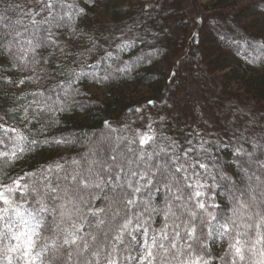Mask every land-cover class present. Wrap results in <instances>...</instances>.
I'll list each match as a JSON object with an SVG mask.
<instances>
[{"label": "snow or ice", "instance_id": "1", "mask_svg": "<svg viewBox=\"0 0 264 264\" xmlns=\"http://www.w3.org/2000/svg\"><path fill=\"white\" fill-rule=\"evenodd\" d=\"M15 9L23 18L14 22L0 13V57L11 55L21 68L54 64V52L47 58L41 53L57 47L54 29L73 21L74 5L35 0V10L9 5L4 11ZM120 39L115 45L120 51L135 43ZM259 47L264 49V42ZM96 48L93 41L88 51ZM104 51L101 60L113 58L112 51ZM144 59L138 56L136 62ZM41 73L51 79L64 74L34 70L38 79ZM89 77L95 83L110 79L70 69L65 80L45 89L46 97L45 91L31 93L44 99H33L23 116L16 112L10 117L22 127L0 123V145L7 149L0 150V264H264V125L255 118L243 127L229 122L227 142L200 129H180L174 138L158 133L154 121L141 130L104 120L99 132L85 133L83 139L36 137L28 125L61 123L55 114L78 103L79 88L73 85ZM76 143L87 147L78 158L37 163L34 170L29 165L12 176L27 156ZM225 148L231 151L233 174L225 167ZM217 241L226 245L219 257L213 251Z\"/></svg>", "mask_w": 264, "mask_h": 264}, {"label": "trees", "instance_id": "2", "mask_svg": "<svg viewBox=\"0 0 264 264\" xmlns=\"http://www.w3.org/2000/svg\"><path fill=\"white\" fill-rule=\"evenodd\" d=\"M105 1L65 0L74 5L73 21L65 28L54 29L57 47H49L41 53L47 58L54 52V64L45 62L36 66L29 63L27 67L21 68L11 55L7 59L0 57V68L3 69L0 71V123L22 127L18 120L13 121L10 117L16 112L23 116L22 109L33 99H44L33 97L31 93L45 91L58 81L65 80L69 70L74 69L77 73L83 70L100 77L108 75L110 79L100 83H95L91 77L77 81L73 87L79 88V94L75 96L78 103L65 113L55 114L61 123L51 127L43 122L28 125L41 140L62 137L71 140L77 136L83 139L85 133L91 135L92 132H99L104 120L113 121V127H116L124 123L125 116L133 118V114L141 115L143 111L146 112L143 119L134 122V127L129 125L130 128L142 127L141 130H146L147 124L154 121L153 127L158 133L163 132L174 138L181 135L180 129L184 132L200 129L202 132L218 133L227 142L231 132L225 134L224 128L229 122H233L232 127L237 124L243 127L255 118L258 125H264V49L259 47L264 42V0H257L245 7L241 16H238L240 10L237 16L236 13L232 15L218 11L225 8L227 0H214L207 5L206 11L214 13L202 15L200 22L215 28L213 35L203 36L199 31L201 42L198 39L197 55L186 54L190 19L185 0H136L133 4L120 3L118 0ZM9 5H19L25 11L29 7L35 10V0H0V13L8 15L11 22L23 17L19 9L5 12ZM79 9H83V13L75 15ZM102 10L108 12V19L100 17ZM253 14L249 22L238 19ZM24 19L27 23V19ZM73 29L76 30L75 35L72 34ZM113 36L116 37L114 41L111 40ZM121 36L124 40H135V43L120 51L115 45L121 42ZM244 38H247V43ZM93 41L97 48L95 52H89ZM105 49L113 52L112 59L101 60ZM117 55L119 59H116ZM138 56L145 57L143 62H136ZM199 61L201 63L197 64ZM193 62L197 63L193 66ZM89 64L93 67H87ZM125 65L129 66L127 71H117ZM38 67L49 71L55 69L64 74L51 79L41 73L38 79L34 74ZM198 69L200 72L195 71ZM188 70L194 74L197 72V79L191 78ZM173 72L175 77H172ZM178 74L180 80L176 84L173 78H178ZM27 77H31V81ZM21 79L26 80L21 85L27 86L22 91L19 90ZM9 80L12 82L9 83ZM14 82L18 83V87L11 89ZM129 84L146 86L148 98L129 102L123 93L115 90L117 86ZM91 86L109 87L110 92L105 98H100L90 91ZM192 88L203 100L201 104L204 112L199 118L192 117L191 108L185 101L190 97L185 91L188 89L190 92ZM47 95L49 93L45 91V97ZM79 104L84 107H79ZM160 117L165 119L161 121ZM205 121L208 123L205 124ZM41 128L43 131L37 132ZM0 150L7 149L0 145ZM86 151L87 147L80 143L45 148L42 154L27 156L24 164H17V171L12 172V176L19 175L22 167L27 170L31 165L34 170L37 163L53 162L61 157L70 160ZM222 156L227 171L233 174L234 169L228 166L232 159L231 151L225 148ZM217 202L222 203L224 208L228 207L222 197H218ZM159 220L158 217L157 228L160 226ZM225 247L217 241L213 245L215 255L219 257Z\"/></svg>", "mask_w": 264, "mask_h": 264}, {"label": "rangeland", "instance_id": "3", "mask_svg": "<svg viewBox=\"0 0 264 264\" xmlns=\"http://www.w3.org/2000/svg\"><path fill=\"white\" fill-rule=\"evenodd\" d=\"M109 1L110 0H106L105 2L107 3ZM118 1L120 3L121 2H124V3L128 2L129 3L130 2V4L131 3L133 4L136 0H118ZM213 1L214 0H185V4L187 6L186 9L188 11V15H189V19H190V26H189V31H188L189 41L187 43L188 47L186 50V54L187 53H190L189 55H192V54L197 55L198 54V51L196 48L198 45L197 41H198V39H199V41L201 40L199 38V35H198L199 31H201L203 36H204V34L213 35L215 27H212L210 25H206V23L202 24L200 22V18L202 15H204V14L210 15V14L214 13V12L212 13V12L206 11V6L212 4ZM256 1L257 0H227L225 2V8L218 9V11L223 12V13H230L232 15H235V13H236V16H237V14L239 13V10H240V13L238 16H241V15H243L244 8L247 6L253 5V3H256ZM99 15L102 19H104V18L108 19V16H109L108 12L105 10L100 11ZM254 15L255 14L250 15V16L246 15V16H248L247 18H243L244 16H242V17H239L238 19L240 21H241V19L242 20L244 19V22H249V20L253 19L252 16H254ZM196 63L193 62L191 65L194 66ZM199 63H201V62L199 61L197 64H199ZM187 69H188V67H187ZM195 71L200 72L199 69L195 70ZM189 72H190V75L192 76L191 78L197 79V77H198L197 72L195 74L192 73L191 71H189ZM177 77L178 78H173L174 79L173 82L176 84L180 80L179 74ZM16 87H18V83L17 82L12 83L11 89H14ZM166 87L168 88V93H169L168 85ZM25 89H27V86H22L20 84L19 90L22 91ZM89 89L91 92H93L95 95L99 96L100 98L101 97L105 98L106 96H108V94L110 92L109 87L103 88V87H99V86H91ZM115 90L118 91L119 93H123L129 102L138 101V100L142 99L143 97L148 98L147 96L149 95L147 87L143 86V85L137 86L135 84H131V85L129 84V85H126L123 87L117 86L115 88ZM188 91L189 90L187 89L185 92H187V94L190 97H189V99H187L185 101H187V105L191 108L189 110L191 112L192 117L193 118H197V117L199 118L200 116H203V112H204L202 109V104H201V103H203V100L198 94L196 95V93H195L196 89L192 88V89H190V92H188ZM164 97H167V95ZM144 101H145V99H144ZM168 109H170V108H168ZM143 114H146V112L143 111V113L141 115L133 114L132 115L133 118H129L128 116H125L124 117L125 121L123 124H120V125L115 124V125L117 128L123 127L125 124L131 125V127H134V122L137 123L138 120L143 118L144 117ZM149 117H151V114H149ZM149 117H147V119H149ZM117 124H119V123H117ZM138 128L143 129L142 127H138ZM124 134H128V133H124Z\"/></svg>", "mask_w": 264, "mask_h": 264}]
</instances>
